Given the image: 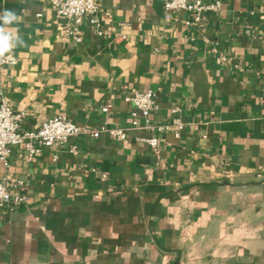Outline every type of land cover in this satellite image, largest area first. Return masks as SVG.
<instances>
[{"label":"crops","instance_id":"crops-1","mask_svg":"<svg viewBox=\"0 0 264 264\" xmlns=\"http://www.w3.org/2000/svg\"><path fill=\"white\" fill-rule=\"evenodd\" d=\"M202 1L220 6L186 24L192 13L174 20L153 0H96L98 28L85 15L77 43L48 0H0L25 41L0 69L20 131L54 115L127 129L31 156L12 146L0 174L28 199L0 212V264H264V0ZM145 90L152 122L176 106L185 122L154 133L158 158L129 127L124 97Z\"/></svg>","mask_w":264,"mask_h":264},{"label":"built area","instance_id":"built-area-1","mask_svg":"<svg viewBox=\"0 0 264 264\" xmlns=\"http://www.w3.org/2000/svg\"><path fill=\"white\" fill-rule=\"evenodd\" d=\"M160 2L163 10L170 18L177 20L178 13L181 11L192 13L191 19H184L186 24L200 23L202 15L207 11H215L219 8V1L214 3H205L202 0H153ZM49 6L56 17L65 21L64 33L72 40L79 43L82 40L81 23L85 15L91 16V22L98 28L94 19L97 12L96 0H48ZM97 33L101 34L100 30ZM125 38V35H121ZM17 57L12 52L5 54L0 58V69L6 65H15ZM124 100L131 104L133 109L130 112L129 127L142 129L151 133L150 136L141 138L149 147L153 154L158 158L159 144L161 139L154 136V133L174 128L176 136L185 127L178 113L180 107L171 109L174 117L169 124H156L152 122L150 114L155 109L154 92L145 90L135 92L130 96L124 97ZM107 111L108 107H102ZM24 112L14 111L9 99L0 93V162L4 170L10 166L12 157V146L21 144L31 156L40 150V147H48L56 150L62 143H66L72 136L80 134H89L92 137H98L105 133L114 140H122L126 137L127 129L124 127L101 126L98 129H89L81 127L72 122L64 115H54L44 120L35 131L21 132L20 127L24 118ZM143 123L140 124L139 120ZM56 157V156H54ZM106 177L102 175V179ZM26 182L23 179L9 177L6 173L0 174V212L13 213L17 208L27 202L28 196L25 192Z\"/></svg>","mask_w":264,"mask_h":264},{"label":"clouds","instance_id":"clouds-1","mask_svg":"<svg viewBox=\"0 0 264 264\" xmlns=\"http://www.w3.org/2000/svg\"><path fill=\"white\" fill-rule=\"evenodd\" d=\"M20 19L18 15L9 9L0 12V58L5 54L12 52L16 47H22L25 44L22 36L16 30H8V26L12 25Z\"/></svg>","mask_w":264,"mask_h":264}]
</instances>
